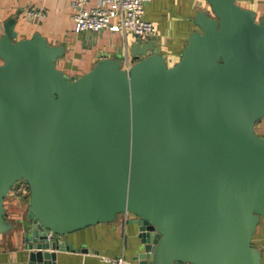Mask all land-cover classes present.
Masks as SVG:
<instances>
[{
	"label": "water",
	"instance_id": "95a60500",
	"mask_svg": "<svg viewBox=\"0 0 264 264\" xmlns=\"http://www.w3.org/2000/svg\"><path fill=\"white\" fill-rule=\"evenodd\" d=\"M178 58L135 40L70 78L60 44L0 31V233L19 226L26 264H55L63 233L133 215L136 264H260L264 219V12L206 0ZM23 180L16 224L3 198Z\"/></svg>",
	"mask_w": 264,
	"mask_h": 264
},
{
	"label": "crops",
	"instance_id": "0c3cea01",
	"mask_svg": "<svg viewBox=\"0 0 264 264\" xmlns=\"http://www.w3.org/2000/svg\"><path fill=\"white\" fill-rule=\"evenodd\" d=\"M235 1L252 9L256 16L264 12V0ZM30 6L41 7L44 14L37 20L28 17L24 9ZM206 7V0H146L143 3L142 15L154 24L156 33L153 39L167 64L178 58L188 34L198 29L194 22L196 11ZM8 19H12V28L17 34L30 36L38 32L49 43L62 45V54L55 64L70 78L86 71L102 53L115 55L121 66L129 64L130 43L141 41L128 29L100 28L75 32L69 0H0V31ZM254 129L264 135V115L256 121ZM26 203L22 195L7 191L3 198L6 217L16 224L25 214ZM132 217L129 212H119L111 220L63 233V239H67L73 247L83 246L84 250L55 249V264H102L99 255L104 253L120 254L129 263L136 264L132 255L141 244ZM258 224L251 241L260 247V264H264V219L260 220L257 233ZM26 255L19 226L0 233V264H26Z\"/></svg>",
	"mask_w": 264,
	"mask_h": 264
},
{
	"label": "built area",
	"instance_id": "2783aa9c",
	"mask_svg": "<svg viewBox=\"0 0 264 264\" xmlns=\"http://www.w3.org/2000/svg\"><path fill=\"white\" fill-rule=\"evenodd\" d=\"M91 1V2H90ZM146 0H69L73 30L96 31L100 28L110 30L128 29L139 40L153 39L156 33L154 24L143 17V3ZM24 13L39 19L44 11L41 7H27ZM126 64L125 66H127ZM16 194L28 193L27 185L18 180L11 185ZM102 264H131L122 255H99ZM5 264V263H4Z\"/></svg>",
	"mask_w": 264,
	"mask_h": 264
},
{
	"label": "rangeland",
	"instance_id": "374dc122",
	"mask_svg": "<svg viewBox=\"0 0 264 264\" xmlns=\"http://www.w3.org/2000/svg\"><path fill=\"white\" fill-rule=\"evenodd\" d=\"M255 131H256V130H255ZM8 192H9V193L12 192V193L15 194V192H14V188H12V187L9 188ZM18 195H20V194H18ZM27 196H28V193H27V194H24V195H23V198H25V199L27 200ZM260 226H261V225H260V222H259V224H258V228H257V229H258V230H257V233H258V231L260 230ZM254 239H255V238H254Z\"/></svg>",
	"mask_w": 264,
	"mask_h": 264
}]
</instances>
